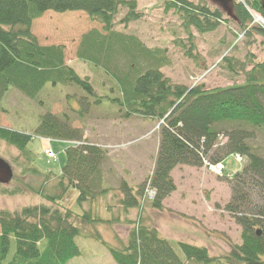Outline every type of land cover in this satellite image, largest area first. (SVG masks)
<instances>
[{"label":"trees","instance_id":"1","mask_svg":"<svg viewBox=\"0 0 264 264\" xmlns=\"http://www.w3.org/2000/svg\"><path fill=\"white\" fill-rule=\"evenodd\" d=\"M261 2L232 3L233 19L243 34L251 31L252 19L247 8L264 19ZM120 10H125L121 24L141 17L135 0H0V99L11 88L35 99L46 84L72 85L92 97L94 106L105 102L117 107L116 112L122 114L119 118L134 115L163 122L152 173L137 186L124 180L119 188L111 189L102 176L101 164L106 154L103 149L85 140L79 129L71 128L65 115L45 113L38 117L34 135L66 142L65 162L59 172L42 173L35 166L30 169L44 178L37 187H27L49 204L0 210V264H67L81 254L77 237L93 238L102 244L115 264H264V148L260 151L252 143L256 130L261 131L264 140V59L245 70V64L251 60L237 64L224 57L228 71L243 72L241 84L208 90L202 85L173 84L160 71L167 63L163 50L149 48L138 37L113 29ZM164 10L177 14L182 28L189 33L190 46L184 52L192 59L198 56L190 28L205 33L230 21L222 8L202 2L166 0ZM46 11H81L101 26L100 30L91 29L82 35L76 57L98 71L102 81L115 85V96H97L88 78L81 77L65 62L62 45L38 43L31 24ZM109 88L114 90L112 85ZM49 91L46 88L44 92ZM80 99L81 108H88L84 96ZM220 121H239L238 127L224 132L223 143L217 139L220 133L212 128ZM32 138L24 132L0 127V140L15 147L28 163L36 158L28 147ZM71 141L83 143L75 145ZM234 155L243 157L245 162L239 170L223 174L230 196L222 210L240 226L241 242L229 243L227 254L211 256L204 245L176 241L174 245L184 255V262L168 238L149 222L144 223L146 188L154 191L151 207L164 210L162 200L175 190L171 171L176 166L201 168L206 161L224 163ZM49 179L51 192L44 187ZM70 187L78 192V212L58 203ZM20 189L4 188L2 193L20 194ZM107 195L112 196L111 202L103 203L107 217L84 209L86 203L94 204ZM136 208L137 216L126 218L125 212ZM122 221L132 228L125 240L114 244L104 241L96 229L97 224L111 226Z\"/></svg>","mask_w":264,"mask_h":264},{"label":"rangeland","instance_id":"2","mask_svg":"<svg viewBox=\"0 0 264 264\" xmlns=\"http://www.w3.org/2000/svg\"><path fill=\"white\" fill-rule=\"evenodd\" d=\"M135 1L137 12L141 13V17L124 25L119 23V20L125 10H120L113 29L138 37L149 48L163 50L167 63L160 67V71L173 84L188 87L202 85L205 90L241 84L244 80L243 72L233 74L228 71L226 63L222 61L224 57L237 64H245L251 60L245 64V70L264 59L263 17L250 8L247 10L252 19L251 31L244 35L233 19V2L229 5L230 13L223 10L230 16V21L205 33H199L190 28L195 46L194 51L198 56L192 59L184 52L190 46L187 39L189 33L182 28L177 14L172 10H164L166 0ZM189 1L221 8V5L213 0ZM237 1L242 2L243 0ZM91 29L100 30L101 26L81 11L63 13L46 11L42 16L34 19L31 24V32L39 44L63 46L65 62L73 67L81 77L88 78L97 96L102 98L107 93L115 96L117 93L115 85L102 81L103 77L98 71H94L95 69L90 67L88 62L76 57L77 46L82 35ZM111 85L115 91L110 90ZM46 88L50 91L45 93ZM40 91V95L35 99H29L11 88L0 99V127L31 135L33 138L28 143V147L36 156L33 163H28L19 155L15 147L6 145L0 140V156L8 161L14 175L9 184L0 185V210L14 211L20 207L41 202L49 204L27 187L28 185L37 187L42 184L44 176L30 171L34 166L42 173L48 170L59 172L65 162L63 152L67 143L56 140L50 141L49 146L56 153L57 159L51 161L50 164H46L43 160L41 150L47 140L35 136L33 128L39 120L38 117L45 113L65 115L71 128L79 129L88 142L99 145L106 152L101 167L104 182L110 185L109 188H119L121 181L124 180L131 186H137L147 179L153 169L162 121L156 122L134 115L126 119L119 118L122 114L116 112L119 111L117 107H112L105 102L94 106L92 97L85 95L72 85L46 84ZM82 96L85 102L89 103L88 108L82 109L83 106L79 105L78 102ZM72 108L78 109V112L72 111ZM79 109L82 113H79ZM238 125L239 121H220L212 124V128L220 133L218 135H223L225 131L236 128ZM254 133L255 139L252 143L262 151L264 140L261 131L256 130ZM217 139L220 143L225 142V137ZM224 166L227 173H233L242 167L229 156ZM174 174L175 190L162 203L165 206L164 210L153 209L148 199L145 200L142 211L144 223L149 222V225L156 228L160 235L168 238L184 262L186 261L184 255L174 245L176 241L183 240L195 245H204L211 256L227 254L230 250L229 243L240 244V226L230 214L222 210L230 196L224 177L205 165L199 170L176 169ZM51 182L52 180L49 179L44 185L47 187V192L50 191ZM17 187L22 189L20 194L2 193L4 188L15 189ZM77 195L76 189L70 187L58 201L59 206L78 212L79 207L75 205ZM217 205L219 208H216ZM137 211H139L138 208L130 212L126 211V218H135ZM113 228V231L123 238L127 236L132 226L122 221V223H116ZM85 229L88 230V227ZM103 234L109 238L111 231L104 229ZM76 242L81 254L72 258L68 264H115L107 250L94 239L77 237Z\"/></svg>","mask_w":264,"mask_h":264},{"label":"crops","instance_id":"3","mask_svg":"<svg viewBox=\"0 0 264 264\" xmlns=\"http://www.w3.org/2000/svg\"><path fill=\"white\" fill-rule=\"evenodd\" d=\"M191 168H193V167H186V166H177V167H175L172 171H171V175H172V177H173V179H174V181H175V174H174V172L176 171V169H178V170H181V169H183V170H185L186 171V169H191ZM193 169H197V170H199V169H201V168H193ZM188 171V170H187ZM180 172V171H179ZM110 173V172H109ZM105 183H107V182H105ZM173 193V192H172ZM168 197H166L164 200H162L163 202L167 199ZM106 199V200H105ZM106 201H112V196L111 195H107L104 199L103 198H100L98 201H96L94 204L93 203H86L85 205H84V208L85 209H91V211L93 212V213H98V214H100L101 215V217L102 218H105V217H107V215L108 214H106V213H108L106 210H105V207H104V205L105 204H103L104 202H106ZM165 207V206H164ZM131 211V210H130ZM129 211V212H130ZM114 225H115V223L114 224H111V226H106L105 225V227L103 226V225H101V224H97V226H96V229H98V232L100 233V235H101V237L103 238V240L104 241H107V242H109V243H112V244H114V243H116V241H119V240H125V237H123V238H121V236H119V235H117L116 234V232L115 231H113L114 230ZM104 227V228H103ZM104 229H106V230H109V231H111V234H110V236H109V238L108 237H106V235L105 234H103V231H104ZM92 229H90V231H91ZM85 238H87V237H85ZM107 238V239H106ZM89 239H91V238H89ZM97 242V241H96ZM99 243V242H98ZM100 246H102V244L100 245ZM104 247V246H103ZM101 263V262H100Z\"/></svg>","mask_w":264,"mask_h":264},{"label":"water","instance_id":"4","mask_svg":"<svg viewBox=\"0 0 264 264\" xmlns=\"http://www.w3.org/2000/svg\"><path fill=\"white\" fill-rule=\"evenodd\" d=\"M214 2L218 3L221 5V8L223 10H226L227 13H230L231 8L229 5L234 1V0H213ZM261 6L264 9V0L261 2ZM12 169L7 164V162L0 157V183L6 184L8 183L11 178H12ZM257 233H259V230H257Z\"/></svg>","mask_w":264,"mask_h":264},{"label":"built area","instance_id":"5","mask_svg":"<svg viewBox=\"0 0 264 264\" xmlns=\"http://www.w3.org/2000/svg\"><path fill=\"white\" fill-rule=\"evenodd\" d=\"M263 22H264V21H263ZM45 154H46L48 157L54 158V154H53V152H52L51 150H45ZM237 158H239V157L237 156Z\"/></svg>","mask_w":264,"mask_h":264}]
</instances>
